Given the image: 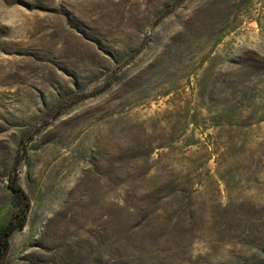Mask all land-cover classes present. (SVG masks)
I'll use <instances>...</instances> for the list:
<instances>
[{"label": "rangeland", "instance_id": "374dc122", "mask_svg": "<svg viewBox=\"0 0 264 264\" xmlns=\"http://www.w3.org/2000/svg\"><path fill=\"white\" fill-rule=\"evenodd\" d=\"M12 174L4 264H264V0H0V226Z\"/></svg>", "mask_w": 264, "mask_h": 264}, {"label": "trees", "instance_id": "16d2710c", "mask_svg": "<svg viewBox=\"0 0 264 264\" xmlns=\"http://www.w3.org/2000/svg\"><path fill=\"white\" fill-rule=\"evenodd\" d=\"M8 180L12 192L11 211L7 222L0 226V264H4L13 234L23 230L26 226L30 211V201L18 183V175L12 174ZM158 202L160 204L152 205L150 211L140 214L134 226L123 229L125 230L123 239L126 240V243L133 246L138 243L144 244L148 246V249L163 248L169 243H176L179 236L188 231L186 230L188 225H190V229H193L191 227L194 226L196 221L195 218L189 215L191 213H187L190 211L189 204L182 202V200H171L169 198L165 199L166 204L156 200V203ZM173 203L178 204L177 210H171L170 207ZM183 205H185V208L187 206L186 210ZM167 207L170 211H167ZM189 220L190 222H187ZM112 242L116 243V241Z\"/></svg>", "mask_w": 264, "mask_h": 264}]
</instances>
